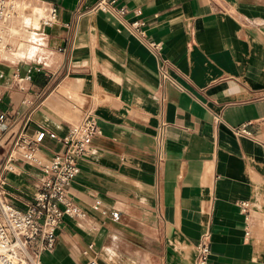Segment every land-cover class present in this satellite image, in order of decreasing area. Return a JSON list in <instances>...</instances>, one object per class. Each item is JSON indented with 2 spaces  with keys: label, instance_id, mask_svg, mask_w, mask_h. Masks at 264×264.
Listing matches in <instances>:
<instances>
[{
  "label": "crops",
  "instance_id": "1",
  "mask_svg": "<svg viewBox=\"0 0 264 264\" xmlns=\"http://www.w3.org/2000/svg\"><path fill=\"white\" fill-rule=\"evenodd\" d=\"M96 1L52 0L57 22L43 27L46 62L31 79L28 65L0 64L1 146L63 134L86 111L100 128L69 186L88 220L65 216L42 264H194L203 234L210 264H264V0H117L108 13L91 10ZM164 58L182 90L161 80ZM246 122L251 135L235 134ZM62 148L47 136L40 153ZM17 169H31L5 173L25 208L41 173L35 184Z\"/></svg>",
  "mask_w": 264,
  "mask_h": 264
},
{
  "label": "built area",
  "instance_id": "2",
  "mask_svg": "<svg viewBox=\"0 0 264 264\" xmlns=\"http://www.w3.org/2000/svg\"><path fill=\"white\" fill-rule=\"evenodd\" d=\"M14 0H0V19L13 13L12 2ZM46 4V14L42 18L43 27L52 26L57 22V6L52 0H36ZM117 0H97L91 10L108 13L115 10ZM119 13H124L123 8H118ZM142 23L133 21L132 29L137 30ZM154 49H160L158 42H149ZM170 61L162 59L158 65L161 80L176 89L182 90V86L169 73ZM37 67H28L25 80L31 79L33 71H39ZM218 121L219 117H215ZM251 122H246L234 129L235 134L250 136L247 128ZM6 128V114L0 112V134ZM100 133L96 116L91 111H86L82 119L69 126L63 134H57L47 130H37L33 135L18 133L11 149L4 151L0 145V264H42L41 255L50 251L56 241V230L65 216L78 220H88L86 211L77 204L69 194L71 182L79 174L78 160L86 155L91 147L93 138ZM57 141L63 148L50 159L42 160L39 154L44 146L46 137ZM162 140V134L158 135V143ZM2 149V151H1ZM39 154V155H38ZM4 159V160H3ZM24 160L37 166L41 173V179L32 196V203L25 208H18L9 199L5 189V173L10 171L13 161ZM4 161L3 166H1ZM99 201H95L93 207L97 208ZM240 211L248 221L250 219L251 202L247 200L238 203ZM111 217L118 219V212L111 213ZM250 231L245 229L244 237L249 238ZM92 248L89 245L84 254ZM194 264H210V240L208 234H203L195 246ZM81 264H100L95 256Z\"/></svg>",
  "mask_w": 264,
  "mask_h": 264
},
{
  "label": "rangeland",
  "instance_id": "3",
  "mask_svg": "<svg viewBox=\"0 0 264 264\" xmlns=\"http://www.w3.org/2000/svg\"><path fill=\"white\" fill-rule=\"evenodd\" d=\"M19 3L21 4V6L18 8L15 17L12 18L10 21L7 20L5 21L4 24L0 25V28L2 29L0 31V37H1L0 64L7 63V64H14V65L15 64L28 65V67H33L32 65H34V63L35 64L37 63V66H41L43 65L42 62L44 61L46 62L45 59H42V56L44 54L41 50L43 48V40L40 38L42 36L41 32L43 30L42 18L45 16L46 11H47L46 4L41 1H36V0H24V1H20ZM35 10H38L39 16H37V19H35V25L33 24L31 26L30 25L31 23L28 21L33 18ZM11 26L12 27L15 26L14 28H16L19 33L13 34L10 31V29L12 28ZM21 43L24 44L21 47V53L23 54L22 57L17 55L18 46ZM30 50H32V54L29 52ZM76 123L77 122L73 124H76ZM6 134H7V131L4 130L2 132L3 137L6 136ZM11 147H12V142H11V136H10L3 142L2 149H4L5 151L7 150L8 152L11 149ZM39 154L41 155L40 152ZM41 159L44 160L45 158L42 157ZM13 162L18 167L25 165L27 166V168L31 169L30 173L21 172L20 169H17L16 171H14V173L19 172V174L23 175L26 178V180H30L32 182H35V184H38L37 180L35 179L36 175L35 176L33 175V172L35 173L40 172L37 166L33 165L30 162L24 161V160L17 159ZM1 164H2L1 166H3L4 161H2ZM7 184L8 183H6L5 185V189L8 192L9 199H10L12 198V193L10 192ZM31 187L32 186L30 187L25 186V188L28 190H26V196L24 198H32L33 193L36 190V186L30 189ZM30 203H32V199H30L28 205ZM70 218L73 220H78L74 217H70ZM101 264H104V263H101Z\"/></svg>",
  "mask_w": 264,
  "mask_h": 264
},
{
  "label": "bare ground",
  "instance_id": "4",
  "mask_svg": "<svg viewBox=\"0 0 264 264\" xmlns=\"http://www.w3.org/2000/svg\"><path fill=\"white\" fill-rule=\"evenodd\" d=\"M20 1H24V0H14L13 2H12V7H13V13H11L8 17H6V18H4V19H0V25L2 24V23H5V21H10L12 18H14L15 17V15H16V13H17V10H18V8L21 6V4L19 3ZM13 25V24H12ZM32 26V25H31ZM12 27V26H11ZM15 27V26H14ZM14 27H12L11 29H10V31L12 32V33H18V30L16 29V28H14ZM17 27V26H16ZM18 28V27H17ZM1 29V28H0ZM20 29V28H19ZM2 30V29H1ZM0 30V31H1ZM20 31V30H19ZM0 42H1V37H0ZM18 54V53H17ZM21 55V54H20ZM10 171H13L14 169H15V165H11L10 167ZM9 171V172H10Z\"/></svg>",
  "mask_w": 264,
  "mask_h": 264
}]
</instances>
